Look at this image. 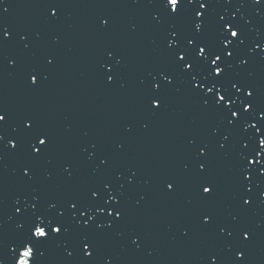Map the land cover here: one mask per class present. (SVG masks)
I'll use <instances>...</instances> for the list:
<instances>
[{"label":"snow or ice","instance_id":"snow-or-ice-1","mask_svg":"<svg viewBox=\"0 0 264 264\" xmlns=\"http://www.w3.org/2000/svg\"><path fill=\"white\" fill-rule=\"evenodd\" d=\"M21 3L40 9L53 34L50 43L39 45V33L7 22L0 0V256L8 264H41L55 248L66 253L62 264H121L105 247L114 238L133 254L151 256L150 235L137 217L154 194L170 204L184 201L173 239L207 242L199 264H256L264 253V224L249 218L264 207V93L251 69L264 64V31L241 10L251 7L264 25V0ZM75 7L148 9L145 24L130 23L127 32L153 37L147 64L130 86L128 51L114 39L117 17L101 11L92 19V31L105 38L93 62L96 82L109 92L130 93L134 109L120 126L123 139L92 142L78 152L62 147L39 111L10 108L4 88L10 74L28 95L45 91L63 46L55 29L65 10ZM174 99L194 104L203 130L182 137V151L169 168L152 172L126 164L132 143L141 132L150 133ZM8 160L15 162L10 171L18 188L10 212ZM138 184L149 191L137 193L130 205Z\"/></svg>","mask_w":264,"mask_h":264},{"label":"water","instance_id":"water-1","mask_svg":"<svg viewBox=\"0 0 264 264\" xmlns=\"http://www.w3.org/2000/svg\"><path fill=\"white\" fill-rule=\"evenodd\" d=\"M9 206V205H8ZM9 212L11 211V207L8 208ZM66 253H62L61 251L52 248L49 252L42 258L41 264H62L63 257ZM0 259L4 260V264H8V260L3 256H0Z\"/></svg>","mask_w":264,"mask_h":264}]
</instances>
